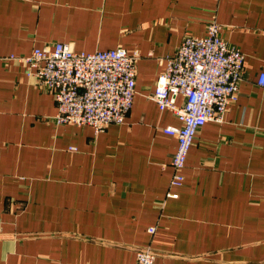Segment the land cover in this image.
<instances>
[{
    "label": "crops",
    "instance_id": "crops-1",
    "mask_svg": "<svg viewBox=\"0 0 264 264\" xmlns=\"http://www.w3.org/2000/svg\"><path fill=\"white\" fill-rule=\"evenodd\" d=\"M211 20L244 55L238 99L198 129L166 198L177 142L161 129L179 121L150 99L157 59ZM55 43L138 53L121 125L54 123L53 96L8 57ZM260 74L264 0H0V264H133L143 247L155 264H264Z\"/></svg>",
    "mask_w": 264,
    "mask_h": 264
},
{
    "label": "built area",
    "instance_id": "built-area-1",
    "mask_svg": "<svg viewBox=\"0 0 264 264\" xmlns=\"http://www.w3.org/2000/svg\"><path fill=\"white\" fill-rule=\"evenodd\" d=\"M220 29L211 20L202 36L184 37L173 55L157 59L164 70L150 99L160 112L168 110L179 121L177 127L161 129L177 142L166 198H177L172 190L183 185L186 157L198 129L207 122H222L228 105L238 99L244 55L220 37ZM8 59L53 96L56 125L89 126L98 134L110 125H121L132 106L138 53L121 47L85 53L55 43ZM257 85L264 87V74ZM147 232L153 234L154 227ZM134 254L133 264H155L149 247L135 248Z\"/></svg>",
    "mask_w": 264,
    "mask_h": 264
}]
</instances>
